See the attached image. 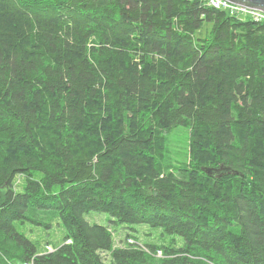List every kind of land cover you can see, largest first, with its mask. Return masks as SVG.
<instances>
[{"label": "trees", "instance_id": "16d2710c", "mask_svg": "<svg viewBox=\"0 0 264 264\" xmlns=\"http://www.w3.org/2000/svg\"><path fill=\"white\" fill-rule=\"evenodd\" d=\"M221 165L238 175L202 171ZM90 212L158 242L114 248ZM57 218L52 252L17 230ZM27 263L264 264V22L202 0H0V264Z\"/></svg>", "mask_w": 264, "mask_h": 264}, {"label": "rangeland", "instance_id": "374dc122", "mask_svg": "<svg viewBox=\"0 0 264 264\" xmlns=\"http://www.w3.org/2000/svg\"><path fill=\"white\" fill-rule=\"evenodd\" d=\"M189 133L186 129L181 127L174 129V131L166 138L165 155L166 162L172 163L173 166H178L186 161V155L188 153V142ZM20 183L15 188L19 189ZM23 184V183H22ZM20 190V189H19ZM39 221L48 222L49 215L44 212H39L36 216ZM85 219L89 224H99L107 226L112 230L113 244L115 248H120V246L125 244L126 234L136 237L141 243H155L158 242L157 236L159 231L153 230L149 227L135 226L133 229H128L123 225H116L111 222L112 218L105 213L90 212L85 215ZM17 230L23 233L28 239L36 242L38 244L39 251H45L46 247L51 248L59 247L64 240L65 232L61 224H59L58 218L51 221V226L45 228L44 226H37L30 222L19 223L17 225ZM136 242L133 238L127 243ZM106 254L103 253V256ZM157 257H161V253L156 254ZM109 257H106L108 261Z\"/></svg>", "mask_w": 264, "mask_h": 264}, {"label": "built area", "instance_id": "2783aa9c", "mask_svg": "<svg viewBox=\"0 0 264 264\" xmlns=\"http://www.w3.org/2000/svg\"><path fill=\"white\" fill-rule=\"evenodd\" d=\"M205 5L215 10L226 11L228 14L237 16L239 18H247L254 22H264V11L256 8H250L238 3L231 2L229 0H202ZM131 240L128 239L127 242ZM70 241H66L69 243ZM126 247V244L120 246V248ZM115 248V247H114ZM119 249V248H118ZM54 251L53 248L47 246L46 253ZM160 253V252H159ZM32 264V263H27Z\"/></svg>", "mask_w": 264, "mask_h": 264}, {"label": "water", "instance_id": "95a60500", "mask_svg": "<svg viewBox=\"0 0 264 264\" xmlns=\"http://www.w3.org/2000/svg\"><path fill=\"white\" fill-rule=\"evenodd\" d=\"M229 1L264 11V0H229ZM202 171L205 172L210 177L216 176L218 178L229 174L238 175L237 171L231 170L229 167L222 165L217 169L203 167Z\"/></svg>", "mask_w": 264, "mask_h": 264}]
</instances>
